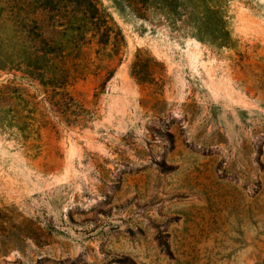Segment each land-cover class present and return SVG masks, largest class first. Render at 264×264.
Wrapping results in <instances>:
<instances>
[{"label": "rangeland", "instance_id": "rangeland-1", "mask_svg": "<svg viewBox=\"0 0 264 264\" xmlns=\"http://www.w3.org/2000/svg\"><path fill=\"white\" fill-rule=\"evenodd\" d=\"M0 264H264V0H0Z\"/></svg>", "mask_w": 264, "mask_h": 264}]
</instances>
